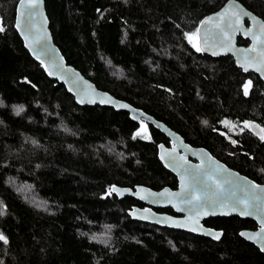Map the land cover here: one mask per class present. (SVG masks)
Instances as JSON below:
<instances>
[{
	"label": "trees",
	"instance_id": "obj_1",
	"mask_svg": "<svg viewBox=\"0 0 264 264\" xmlns=\"http://www.w3.org/2000/svg\"><path fill=\"white\" fill-rule=\"evenodd\" d=\"M224 1L44 0V7L66 62L98 88L264 183V131L249 129L250 122L264 129V83L230 55L194 47L200 21ZM239 1L264 19V0ZM16 2L0 0V235L7 241L0 240V264H264V253L238 234L255 228L251 219L205 218L222 230L214 240L130 218L136 200L118 198L110 185L174 184L156 155L165 137L125 110L78 105L48 78L13 27ZM237 42L248 43L241 35ZM221 131L238 143L229 145Z\"/></svg>",
	"mask_w": 264,
	"mask_h": 264
},
{
	"label": "water",
	"instance_id": "obj_2",
	"mask_svg": "<svg viewBox=\"0 0 264 264\" xmlns=\"http://www.w3.org/2000/svg\"><path fill=\"white\" fill-rule=\"evenodd\" d=\"M33 3L35 7L31 8L30 5ZM233 13L239 16V21ZM245 13L249 15H245ZM261 23H264V19L239 0H225L217 9L209 12L200 21L197 46L201 51L212 55H230L237 68L245 73H255L264 83V44L260 43V41H264V34H261L259 30ZM13 27L31 58L42 66L48 78L63 84L78 105L98 104L112 107L115 110H125L128 117L134 122L140 125L149 123L169 139L170 146H165L162 142L157 144V158L165 169L176 176V188L171 189L169 186H163L159 189H153L144 184H135L132 187L110 185V192L118 198L130 196L144 204L141 207L132 205L128 208L127 214L130 218L214 240L221 237L222 230L205 225L203 223L205 218L215 216L248 218L255 222L256 227L242 228L238 234L264 253V239H261L264 237V232L261 231L264 228V203H258L257 207L248 209L249 214H245L239 206L233 211L232 198L225 192L222 197L223 203L217 202L214 207L201 206L199 202L187 204L184 202V189L185 185L190 184L191 181L185 175V170L206 172L213 175L217 181L230 178L235 181L233 190L236 191L237 196L243 195L239 191L240 185L247 184L248 187L256 185L259 188H264V183L256 182L229 167L213 156L205 147L187 143L182 136L170 129L165 123L157 120L141 108L98 88L72 64L67 63L53 41L44 0H17ZM253 34L256 35L255 40ZM238 35L247 39L248 43H238ZM227 36H230L231 39H227ZM249 129L259 136L262 134L261 128L255 122L249 123ZM221 135L230 141L232 146L238 143L234 136L225 131H221ZM207 183L212 184V181H207ZM113 188L115 191H112ZM165 190H167V194L160 195L165 193ZM195 194L202 195L199 190ZM257 194L264 199V192ZM164 207H171L173 212L178 213V215L155 210V208ZM215 233L220 234L218 239L214 238ZM242 233L245 235H241ZM249 236L255 238L249 239Z\"/></svg>",
	"mask_w": 264,
	"mask_h": 264
},
{
	"label": "snow or ice",
	"instance_id": "obj_3",
	"mask_svg": "<svg viewBox=\"0 0 264 264\" xmlns=\"http://www.w3.org/2000/svg\"><path fill=\"white\" fill-rule=\"evenodd\" d=\"M30 7L34 8L35 4H31ZM29 15H31V12H29ZM233 15L236 16L237 21H239V16L236 15V13H233ZM245 15L249 14L245 13ZM3 30V27H0V31ZM259 30L261 34H264V23H261L259 25ZM186 36L191 41L192 36L188 34H186ZM226 38L229 40L231 39L230 36H227ZM253 38L254 40L256 39L255 34H253ZM260 43L264 44V41H260ZM194 47H196L197 51L201 50L196 45H194ZM245 71H247V68H245ZM248 83L250 85L251 81H249ZM245 95H247V86L245 88ZM20 111H22V108L17 109L18 113ZM205 123L207 122L205 121ZM245 127H248L247 122H245ZM261 131H264V129H261ZM261 139H264V136H262ZM185 175L188 176L191 181L190 184L185 185L184 189V202L187 204L199 202L201 206L214 207L217 202H220L221 204L223 203L222 197L225 192H227L229 197L232 198L233 211H235L236 208L239 206L241 207L242 211L245 212V214H249L247 211L248 209L257 207L258 203H264V199H262L261 196L257 194L258 192H264V188H259L256 185H252L251 187H248L247 184L240 185L239 191L242 192L243 195L237 196L236 191L233 190V185H235V181L230 178L223 179L222 181H217L213 175H209L206 172L194 171L191 169H186ZM207 181H212V184H208ZM198 190L202 193V195L195 194ZM112 191H115V188H113ZM165 194H167V190H165V193H162L160 195ZM261 231L264 232V228H262ZM219 235V233H215L214 238L218 239ZM241 235L245 234L242 233ZM248 238L254 239L255 237L249 236ZM261 239H264V237H261ZM0 240H5L3 235H0ZM5 242L7 241L5 240Z\"/></svg>",
	"mask_w": 264,
	"mask_h": 264
},
{
	"label": "flooded vegetation",
	"instance_id": "obj_4",
	"mask_svg": "<svg viewBox=\"0 0 264 264\" xmlns=\"http://www.w3.org/2000/svg\"><path fill=\"white\" fill-rule=\"evenodd\" d=\"M221 134V133H220ZM163 136L165 137V140L164 141H161L165 146H170V143H169V139L163 134ZM225 139V138H224ZM226 140V139H225ZM185 141V140H184ZM161 142H159V143H161ZM187 142V141H186ZM226 142H228L229 143V145H230V141H227L226 140ZM187 143H189V142H187ZM190 144V143H189ZM192 145V144H191ZM195 146V145H194ZM208 150V149H207ZM230 150V149H229ZM209 151V150H208ZM211 153V152H210ZM212 154V153H211ZM156 155H157V152H156ZM213 155V154H212ZM214 156V155H213ZM216 157V156H215ZM216 158H218V157H216ZM219 159V158H218ZM220 161H222L221 159H219ZM222 162H224V161H222ZM225 163V162H224ZM226 165H228L227 163H225ZM229 166V165H228ZM230 167V166H229ZM167 170V169H166ZM170 172V171H169ZM173 176H174V178H175V183L174 184H172V185H169V187L171 188V189H174V188H176L177 187V179H176V176L172 173V172H170ZM161 188V187H160ZM156 189H159V188H156ZM134 200H136V199H134ZM136 202H137V206H143L144 204L141 202V201H138V200H136ZM155 210H157V211H164V212H167V213H171V214H176V215H178V213H175V212H173V209L171 208V207H164V208H155ZM219 217H229V216H219ZM255 223V222H254ZM255 227H256V224H255Z\"/></svg>",
	"mask_w": 264,
	"mask_h": 264
}]
</instances>
